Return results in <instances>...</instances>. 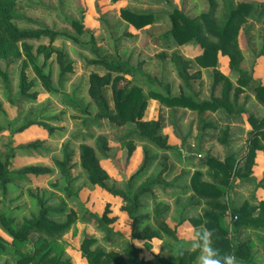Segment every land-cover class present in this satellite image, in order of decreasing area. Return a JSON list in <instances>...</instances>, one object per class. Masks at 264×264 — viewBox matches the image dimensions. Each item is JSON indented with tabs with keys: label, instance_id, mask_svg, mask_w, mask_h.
I'll return each instance as SVG.
<instances>
[{
	"label": "rangeland",
	"instance_id": "1",
	"mask_svg": "<svg viewBox=\"0 0 264 264\" xmlns=\"http://www.w3.org/2000/svg\"><path fill=\"white\" fill-rule=\"evenodd\" d=\"M218 1L221 4L222 0ZM233 1L253 4L236 36L241 53L239 66L255 82L264 84V0ZM14 8L27 17L14 20L16 26L46 27L72 35L77 41L62 36L53 42L46 38L25 40L31 47L34 63L49 76L51 90L45 87L36 73L34 63L27 59L21 42L14 44L18 57L10 55L1 59V67L9 75V92L4 91L0 81V159H9L11 180L5 192L0 189V212L10 218L18 229L38 215L41 205L57 210L48 214L56 222H64L73 212L75 220L70 228L49 241V256L58 257L59 264H87L80 252L85 236L95 239L92 249L98 247L105 252L121 253L130 241L133 226L138 231L149 227L159 233L150 240L132 241L140 249L138 260L147 264H168L160 258L176 256L181 245L184 250L192 251L187 243L189 234L203 227H193L186 219L200 218L203 205L194 198L190 178L199 171L204 179H208L206 156L222 160L233 154L241 165L248 147L250 125L246 114L229 115L224 109H218L209 113V119L216 127L199 130L195 111L166 107L148 97L150 84L146 75L158 79L162 85L168 84L171 95L184 92L202 101L210 98L213 71L217 69L232 83L230 100L233 101L238 74L229 68L228 58L220 55L214 67H200L194 62V57L201 53L200 46L194 41L178 45L167 34L170 29L169 13L173 8L196 17L207 10V0H15ZM120 9L135 13L154 12L158 14V19L135 28L121 17ZM74 22L79 23L81 31L75 28ZM92 48L101 55H118L140 69L136 74L124 75V81L142 89L147 97L142 119L160 118L159 134L166 139L169 148L156 147L139 134L133 123L117 126L106 119L94 123L90 116L74 107V102H77L90 115L96 111L88 94L89 76L91 73L103 75L105 70L88 62L95 57ZM173 50H178L185 59L192 61L191 73L199 71L190 89L183 85L169 59ZM58 51H62L65 62L72 67L62 77ZM160 53L167 56L163 59ZM23 63L27 79L33 83L29 91L37 93L35 99L19 93ZM251 85L242 87L236 103L246 113L258 119L264 118V106L256 100ZM103 92L113 111L110 85ZM224 128H228V138L222 144L218 137ZM98 137L107 141L105 153L96 146ZM81 144L94 149L107 172V187L126 191L130 195L155 177L166 164L168 171L162 182L153 185L151 192L141 196L142 206L138 209L135 224L121 210L126 203L123 198L88 180L79 161ZM65 145L73 152L69 179L54 163L62 158ZM145 160L147 163L141 168ZM30 167L45 168L48 172L38 175L21 172ZM223 190L226 203L231 205L240 206L247 202L255 206L264 200V150L257 151L249 178H234ZM156 207H165L160 218L176 228L177 239L156 227ZM105 210H108V218L112 219L110 233H106L93 216H100ZM222 224L229 228V216L222 219ZM244 235L249 238L253 260L242 264H264V232L248 229ZM0 237L6 246L5 250H0V264H16L20 255L32 251L45 236L33 233L29 240L18 242L0 223ZM191 264H196V257Z\"/></svg>",
	"mask_w": 264,
	"mask_h": 264
},
{
	"label": "trees",
	"instance_id": "2",
	"mask_svg": "<svg viewBox=\"0 0 264 264\" xmlns=\"http://www.w3.org/2000/svg\"><path fill=\"white\" fill-rule=\"evenodd\" d=\"M15 0H0V62L1 59L18 57L19 53L15 48V43L23 44L24 53L28 60L35 62L30 53L25 40L46 38L53 42L58 37H67L73 41L77 39L69 34L52 30L46 27L39 28H21L16 26L13 21L27 19L26 16L17 12L14 8ZM208 8L196 17L185 14L179 8H173L169 13L170 29L167 34L170 35L176 44L181 45L186 42L194 41L201 48V53L194 57V62L203 68L214 67L217 64L218 56L222 55L228 58V66L235 71L238 76L236 79L237 87L234 88L233 101L230 100V93L233 89L232 83L220 71H213V80L211 85L210 98L208 100H195L191 96L181 92L179 95H171L169 85L162 83L148 74L147 81L150 84L148 97L157 100L166 107H183L193 110L197 114V126L199 130L205 128H215L214 121L209 119V113L218 109H224L229 115L241 116L246 114V119L250 125L248 132V147L242 164L239 159L228 154L220 160L211 156H206L207 177L199 171L194 172L190 178V188L193 191L194 198L203 205V213L200 218L189 217L186 219L193 227H203L213 232L214 246L221 252H234L242 263H249L253 260L249 238L244 233L250 230H259L264 232V200L258 205H250L243 202L240 206L226 203L224 188L228 187L231 180L237 177L249 178L252 167L255 162L257 151L264 150V118L258 119L251 113L237 105V98L242 87L251 85L256 100L264 106V84L255 82L253 77L239 66L241 53L238 49L236 36L239 26L250 14L253 4L249 2L235 3L233 0H207ZM121 17L132 24L135 28H141L147 24L157 21L158 14L154 12L135 13L127 9H120ZM73 25L78 31H81L79 23ZM44 48V47H43ZM42 48H40L41 50ZM94 58L88 62L97 65L105 70V74L100 75L91 73L89 76L88 94L95 106V113L90 115L86 108L79 103L74 102V107L82 113L90 116L92 122L97 123L103 119L117 126H123L133 123L141 136L148 139L156 147L161 149L169 148L166 139L159 134L161 128L160 118L153 120H143L144 111L147 107V97L139 86H130L124 81V75H133L140 71L139 68L132 66L128 61L122 60L118 55H101L92 48ZM163 59L166 53H160ZM174 65L179 79L187 88H191L192 80L199 76V71L191 73L192 61L185 59L178 50H173L169 56ZM13 58V59H14ZM58 60L60 66V77L66 72H70L72 67L65 62L62 51H58ZM23 63L19 75V93L27 98L35 99L37 93L29 91L32 81H28L24 71ZM34 69L43 84L48 90L52 89L49 76L45 75L41 67L34 63ZM0 81L6 93L9 92V75L1 67L0 63ZM124 81V82H122ZM112 89L113 111H111L108 100L104 95V88L109 86ZM1 108V106H0ZM51 130L47 125L42 124ZM1 130V126H0ZM228 128L221 130L218 141L222 144L227 142ZM107 141L103 137L96 140L97 148L105 153ZM72 150L68 145L64 146L63 156L56 159L54 163L66 178H70V162ZM79 161L85 171L88 180L113 195L120 196L126 203L122 205L121 210L132 220L133 224L137 219L138 209L142 206L141 196L151 192V187L162 182V177L168 171L166 164L161 171L147 182L140 185L132 195L126 191H121L107 187L105 180L108 175L101 166L94 149L87 145L79 146ZM147 163L144 164L141 168ZM21 172H32L36 175L48 172V169L40 167H30ZM10 162L9 159L2 161L0 159V189L5 192L10 182ZM59 210V209H58ZM165 210L159 207L155 209L156 227L164 234L177 239L176 228L170 227L160 216ZM57 211L49 206L41 205L37 216L29 219L20 229L13 225V222L4 213L0 212V223L5 230L18 242L29 240L31 234L38 233L43 240L32 251L20 255L16 264H59V258L49 256V241L58 237L61 233L67 231L75 220V214L70 212L64 222H56L48 217L49 212ZM105 210L102 215L93 214L97 223L105 229L106 233L112 231L110 222ZM229 216V228L222 224V219ZM159 236L158 231L146 227L138 231L134 226L131 229L130 241L127 243L121 253L115 251L105 252L101 248H91L95 239L85 236L80 244L81 256L87 264H147L138 260L140 249L133 244V240H150ZM6 249L2 238L0 237V250ZM197 253L183 250L182 255L160 260L168 264H191ZM129 261H128V260Z\"/></svg>",
	"mask_w": 264,
	"mask_h": 264
},
{
	"label": "clouds",
	"instance_id": "3",
	"mask_svg": "<svg viewBox=\"0 0 264 264\" xmlns=\"http://www.w3.org/2000/svg\"><path fill=\"white\" fill-rule=\"evenodd\" d=\"M188 247L197 253L196 264H242L234 252H221L214 246L213 232L207 228L194 230L189 234ZM183 245L178 249V255L183 254Z\"/></svg>",
	"mask_w": 264,
	"mask_h": 264
}]
</instances>
